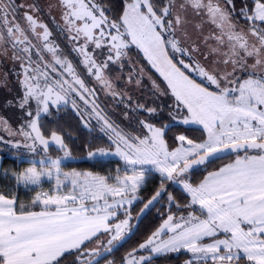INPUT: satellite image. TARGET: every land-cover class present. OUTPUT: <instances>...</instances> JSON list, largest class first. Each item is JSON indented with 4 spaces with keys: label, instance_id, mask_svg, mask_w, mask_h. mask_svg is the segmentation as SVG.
Segmentation results:
<instances>
[{
    "label": "snow or ice",
    "instance_id": "snow-or-ice-1",
    "mask_svg": "<svg viewBox=\"0 0 264 264\" xmlns=\"http://www.w3.org/2000/svg\"><path fill=\"white\" fill-rule=\"evenodd\" d=\"M56 7L53 29L39 0H0V57L12 63L0 86L15 77L6 104L19 123L13 129L0 116L7 132L0 144L29 165L10 173L17 185H51L30 205L0 193V264H117L114 253L153 209L159 224L119 264L170 254L186 255L184 264H264V0H57ZM141 56L162 81L137 67ZM145 78L148 95L133 96ZM101 93L123 106L127 129ZM162 98L171 103H157ZM69 110L82 129L106 137L83 147L90 159L117 158L115 175L63 170L73 158L61 124ZM190 125L200 127L199 138L186 134ZM173 126L184 131L170 138Z\"/></svg>",
    "mask_w": 264,
    "mask_h": 264
},
{
    "label": "trees",
    "instance_id": "trees-1",
    "mask_svg": "<svg viewBox=\"0 0 264 264\" xmlns=\"http://www.w3.org/2000/svg\"><path fill=\"white\" fill-rule=\"evenodd\" d=\"M132 55L135 59L136 57V49L133 48ZM140 63L144 64L145 67L148 69V73L153 76V78L158 79L159 81H162L161 78H159V75L151 69L149 65H147V62L142 59V56L139 60ZM144 84L146 86V92L148 93V89L151 87L150 82L145 78ZM103 99V96H102ZM109 101H113L111 98H105L103 103H108ZM171 103L170 99L168 98H162L161 101H157V103ZM117 107L122 111L123 106L117 105ZM61 115L64 117V119L61 121V124L65 130V132L68 134L69 139L68 143L70 148L72 149V155L73 158L70 162H68V166L66 167H75L79 169L84 170H90L92 172L105 174L107 173V168L104 166L103 161L96 159L91 160L87 158V149L83 147L86 143H93L94 145H104L106 141V137H103V134L99 132L97 129L95 132L89 133L87 130L82 129V127L78 124L77 118L75 117L74 113H72L70 110L66 113H61ZM165 122H167V111L164 113ZM188 131L187 135L190 138H199L202 135V131L200 127L197 126H187ZM177 131H184L183 127L177 128L176 126H173V131L169 132V137L171 138ZM171 143V140H170ZM13 153V150H11ZM50 154L52 156L60 155V153L56 152L54 149H50ZM0 155H2V164H1V174H0V193L6 194L9 197H16L18 200V203H24L26 205H29V202L32 198V192L33 190H27L25 191L22 188H15V185L13 181L9 178V176H5L3 172L6 170H13V171H19L24 168V166H27V163H21L16 157H11L7 154V151L3 148H0ZM233 156L226 157L224 159L216 161V163L212 166V168H216L224 164L225 162H228V160L231 159ZM107 164L113 163L117 164V159L110 160L106 162ZM212 170V169H209ZM206 174L205 172L201 171L197 175L193 176L194 181H199V179H202L203 175ZM156 185V180L151 179L150 182L147 184V191L151 192L154 186ZM175 187V186H174ZM176 196L180 200L181 203H183V199L181 197V193L179 189L176 190ZM159 207V206H157ZM38 210V208L36 209ZM136 211L138 212L139 209L137 208ZM160 220L157 216L156 209H153L151 213L147 214L140 225V232L137 234L133 240H131L128 244H126L124 247L120 248L118 252L114 253V258L116 259L117 264H119L120 258L125 254L126 251L130 250L132 246L136 243L137 240H141L144 235H146L150 230H152L155 226L159 224ZM186 255L180 254H170L167 256H161L154 259L153 264H184V258Z\"/></svg>",
    "mask_w": 264,
    "mask_h": 264
},
{
    "label": "rangeland",
    "instance_id": "rangeland-1",
    "mask_svg": "<svg viewBox=\"0 0 264 264\" xmlns=\"http://www.w3.org/2000/svg\"><path fill=\"white\" fill-rule=\"evenodd\" d=\"M25 0H17V3H24ZM27 2H31V0H27ZM39 3L41 4V6L43 7V12L40 14L42 16V19L49 23L50 27H52L53 29H55V25L52 24L51 22V18L52 17H55L56 20L59 22L60 20V12H59V9L56 7V4H57V0H39ZM51 4L52 7L49 8L47 7V5ZM22 14V13H21ZM54 37L56 39V42L60 44L61 48L64 50V52L66 54L69 55V58L73 59L74 61H76L78 58L75 56V53H72L71 51V46L69 45L66 37L62 34H59L58 32H55L54 31ZM132 59L133 60H136L133 55H132ZM145 66L144 64L142 63H138L137 67L139 66ZM150 66V65H149ZM12 68V63L10 60H7V59H4L2 57H0V75H2L3 73L9 71L10 69ZM154 70V69H153ZM155 71V70H154ZM158 74V73H157ZM115 75V73L113 74ZM159 75V74H158ZM162 79V78H161ZM121 84H123V82H121ZM15 77H10L9 78V83L7 85V87H4V86H0V116H6V117H9L10 118V123L12 124L13 126V129H16L19 127V123H18V114H14L13 110H10L8 107H7V104H6V101L7 100H10L12 98V96L15 94ZM131 94L133 96H140V95H148V93L146 92V86L144 89L142 90H136V91H132ZM101 95V100L102 102L104 101V96H103V93L100 94ZM102 96H103V99H102ZM103 107H105L106 111L109 112V114L112 115V118L114 120L117 121L118 124H120V127L121 128H125L127 129V126H128V122L127 121H124L123 118L121 117L120 113L122 111L117 107V103L114 102V101H109L107 104L106 103H103L102 104ZM93 124H95V121H93ZM190 126H196V125H190ZM199 127V126H197ZM0 135H3L5 137H7V132L3 131L2 129H0ZM0 148H3L4 150L7 151V154L11 157H15L13 155V153L11 152V148L4 145V144H0ZM54 157V156H53ZM88 158V156H87ZM2 155H0V174L2 173L1 172V164H2ZM90 159V158H88ZM96 159H99L101 161H103L104 163V166H106L107 168V173L105 174H108V173H112L113 175H115V168L118 166L117 164H113V163H106L110 160H115L117 158L115 157H100V158H95V159H91V160H96ZM231 159H234V156L231 157ZM230 159V160H231ZM230 160H228V162H230ZM68 163V162H66ZM227 163V162H225ZM29 165L27 166H24V168L28 167ZM22 170V169H21ZM64 171H72V170H75V171H81V172H92L90 170H84V169H79V168H75V167H64L63 169ZM8 173H9V178L13 181L14 185H15V188H22L24 189L25 191L27 190H32L31 188H25L23 185H17L15 183V181L11 178L10 176V173L13 171H9V170H6ZM5 173V172H3ZM93 173H96V172H93ZM97 174H100V173H97ZM105 174H100V175H105ZM152 178L149 177V181L151 180ZM51 187V185H49L48 183H44L42 185V189L41 188H36L35 191L32 192V198H31V201L33 199V197L35 196L36 194V191H40V190H44V191H48L49 188ZM31 201L29 202V205L31 204ZM26 205V204H25ZM39 210V209H38ZM106 239V238H105ZM90 247H95V245H90ZM188 257L186 256L184 258V261L187 259Z\"/></svg>",
    "mask_w": 264,
    "mask_h": 264
}]
</instances>
